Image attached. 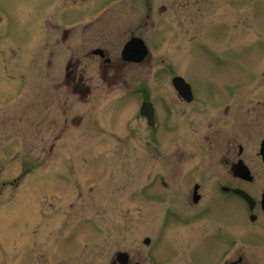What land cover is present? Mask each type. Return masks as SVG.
<instances>
[{"label":"rangeland","instance_id":"rangeland-1","mask_svg":"<svg viewBox=\"0 0 264 264\" xmlns=\"http://www.w3.org/2000/svg\"><path fill=\"white\" fill-rule=\"evenodd\" d=\"M170 5L180 9L169 13ZM132 37L144 42L147 60L108 71L105 83L90 52L105 45L116 64ZM263 38L264 0H0V264H107L117 252L137 250L165 259L169 234L152 249L141 241L151 236L147 217L159 212L144 209L142 222L129 206L121 222L114 181L162 169L171 153H194L183 145L185 135L170 141L165 125L168 104L174 113L185 108L173 77H182L207 106L230 86L245 87L242 94L261 91ZM217 55L222 67L215 66ZM74 58L76 88H87L88 96L75 94L66 79V62L76 64ZM145 101L155 106L159 129L138 114ZM152 135L159 150L148 144ZM110 186L114 202L104 209V198L93 197H104ZM243 186L259 200V183ZM212 215L223 232L252 230L255 240L240 246L247 264H264V217L247 220L244 230L227 211ZM208 241L199 238L188 249L200 253L202 264H219Z\"/></svg>","mask_w":264,"mask_h":264},{"label":"flooded vegetation","instance_id":"flooded-vegetation-1","mask_svg":"<svg viewBox=\"0 0 264 264\" xmlns=\"http://www.w3.org/2000/svg\"><path fill=\"white\" fill-rule=\"evenodd\" d=\"M76 1L72 0L73 3ZM170 1L186 4L190 0ZM178 8L180 9V7L170 5L167 11L169 13L176 12ZM167 11L164 9L161 14ZM66 37L65 34L62 42L66 40ZM261 40L264 42V38ZM75 44H77L76 40ZM77 45H75L76 52L78 51ZM97 51L102 54H95ZM205 52L212 53L206 47ZM90 54L97 58L100 76L104 78L105 83L111 77L108 71L115 70L114 72L117 73L120 68L141 65L146 61L144 59L149 56L148 52L144 59L135 63L125 61L120 53V59L115 64L109 57L105 45L94 48ZM74 60H76V64L73 63L74 66L73 59L66 62V79L72 80V90L75 94L88 96L90 91L87 88L82 91L76 88L79 60L78 58H74ZM214 63L216 67L223 66L220 56L215 58ZM72 67L75 68L70 70ZM262 76L264 78V71ZM174 78L183 79L180 76ZM243 89L245 87L230 86L226 91L228 94H221L217 98L215 106H207L202 99L194 94L191 88V94L176 93L177 98L185 105L183 112L177 113L176 111L174 113V108L169 104L165 107V111L171 115L169 122L165 124L173 135L170 141L175 139L178 134L185 135V138L182 139L183 145L190 148L189 151L193 147L194 153H171L164 157L167 159L166 167H162L156 161V163L158 162L156 166L162 167V169L148 172L138 170L123 178L122 182L115 180L116 198L114 201L118 199V204L123 210L120 220L124 223L130 216L128 215L129 206H132V211L142 222L146 220L144 209L150 212L156 211L157 214L159 212L155 218L147 217V220H150L151 228L146 231L151 233V236L144 237L141 241L143 246L152 249L155 241L169 234L168 242L172 245L170 248L168 243V246L171 253L168 255L167 251L163 250L162 255L165 259H160L154 254H147L144 258L141 250H137L133 254L120 251L115 253L113 258L110 256L107 264H176L182 258L187 260V264H202L197 260L200 258V253L188 249L199 238L205 241L210 239L208 244L212 247L214 255L219 257V264L248 263V255L242 250L240 243L254 241L256 234L252 230L242 236L233 231L223 232L219 225L220 218H215L212 215L215 209L227 211L234 221L242 220L244 230L247 220L255 223L260 220V217H264L261 205L264 192V188L261 187L264 186V93L261 91L264 89V85L262 90L255 94H242L240 91ZM145 104L152 107V125H149L147 118L141 114V108ZM137 110L138 114L146 121L148 128L159 129L160 121L152 102L141 103ZM148 139V144H152L150 146L155 147L156 150L160 149L159 139L155 140L154 135ZM248 151L251 153L249 160L247 159ZM243 167L248 171V180L243 179L244 175L240 174V168L243 169ZM256 183H259L260 189L263 190L259 200H257L254 191L243 186V184ZM111 188V186L107 187L103 192L104 197H98L100 199H96L97 195L94 194L95 202L99 203L104 198L102 199L104 209H108L114 202H112L111 194H108ZM94 189H96L95 186L90 192H93ZM237 191H243L249 196L253 202L251 208L235 194ZM105 194H107V200ZM161 196L162 199H160ZM95 222L96 220L90 221L92 224ZM142 225L139 223L140 229H144ZM144 234H139V236ZM170 254L171 258L168 257ZM119 255L123 257L119 259Z\"/></svg>","mask_w":264,"mask_h":264},{"label":"water","instance_id":"water-1","mask_svg":"<svg viewBox=\"0 0 264 264\" xmlns=\"http://www.w3.org/2000/svg\"><path fill=\"white\" fill-rule=\"evenodd\" d=\"M95 54H102L101 52L97 51L95 52ZM148 54L147 50L144 47V44L141 40L139 39H133L132 41H130L126 47L123 50V54L122 57L125 61H129V62H140L142 59H144V57H146V55ZM173 86L175 87V89L178 91L179 94H191L190 92V88L189 86L180 78H176L173 80ZM142 115H144L147 120L149 125H152L153 122V114H152V107L151 105H144L142 108ZM264 150V149H263ZM241 171V175L243 179L248 180V171L245 167L240 168ZM241 197H243L246 200H249V197L239 191L238 192ZM262 208L264 210V194L262 197ZM122 255H119V259L122 258Z\"/></svg>","mask_w":264,"mask_h":264},{"label":"bare ground","instance_id":"bare-ground-1","mask_svg":"<svg viewBox=\"0 0 264 264\" xmlns=\"http://www.w3.org/2000/svg\"><path fill=\"white\" fill-rule=\"evenodd\" d=\"M147 58H148V56L144 59V61L147 60ZM144 61H143V62H144ZM143 62H142V63H143Z\"/></svg>","mask_w":264,"mask_h":264}]
</instances>
